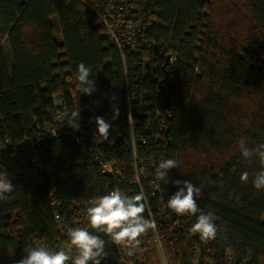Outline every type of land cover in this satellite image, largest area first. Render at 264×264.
Wrapping results in <instances>:
<instances>
[{"label": "trees", "instance_id": "1", "mask_svg": "<svg viewBox=\"0 0 264 264\" xmlns=\"http://www.w3.org/2000/svg\"><path fill=\"white\" fill-rule=\"evenodd\" d=\"M142 6L145 45L136 55L107 38L100 0H0V141L11 143L0 171L14 184L0 200V264H17L30 245L70 246L57 211L71 229L80 225V200L91 202L114 185L127 196L141 194L128 132L112 149L120 162L115 176L95 164L97 148L107 145L83 119L78 132L38 144L43 170L25 160L21 143L48 125L58 95L68 107L90 97L77 88L80 63L91 69V96L125 85L127 73L137 136L147 143L139 155L152 156L157 167L166 159L178 164L157 178L163 192L148 195L152 211L158 216L178 190L174 182L187 180L200 189L198 208L213 215L217 235L207 241L190 231L196 216L179 215L181 228L166 245L169 263L193 264L197 249L206 264H227L229 257L234 264H264V189L253 186L264 170L258 154L264 151V0H142ZM145 66H155V75L146 76ZM116 110L110 105L103 116L110 134L126 124ZM243 148L252 154L243 156ZM142 215L149 220L146 207ZM97 234L107 258L108 235Z\"/></svg>", "mask_w": 264, "mask_h": 264}, {"label": "built area", "instance_id": "2", "mask_svg": "<svg viewBox=\"0 0 264 264\" xmlns=\"http://www.w3.org/2000/svg\"><path fill=\"white\" fill-rule=\"evenodd\" d=\"M100 1L104 9L105 16L108 17V19L104 21L107 38L120 52L123 53L128 50L136 55H141V49L145 45V43H143V39H141L143 37V28L141 26L145 23V19L147 20L146 15H143L140 9L143 7L142 0ZM159 52L161 55L166 54L164 46L160 47ZM167 60L169 63H174L176 60L175 55L169 53ZM146 64L148 63L145 62L144 65ZM155 68V66H145L144 72L147 74L146 76L155 75ZM124 69L127 71L126 66ZM125 75V85L109 89L96 96L86 97L84 102L78 106L68 107L63 103V98L58 95L55 98L56 109L51 115V121L37 136L32 139L24 140L21 143V147L25 154V160L40 172V170H43L45 166L41 160L38 144L48 140H55L58 137L66 136L79 131L74 130L68 125L67 117L72 112L79 111L80 119H83L84 122L89 124L96 125L95 121L97 117L103 118L110 105L116 106V109L120 110V114H122L123 118L126 120V124L121 129L116 124L113 126V132L109 135V139L104 142L107 145V149L97 148L93 160L95 161V164L101 168L103 174L115 176V173L120 168V162L113 154L112 149L115 148L118 142L122 140L126 132L129 133V149L132 151L135 180L140 187L141 194L144 197L143 202L148 212L149 221H154L156 228H150L146 233L142 234L138 238L140 240L139 245L116 244L108 236L106 238V244L110 249V255L107 258H102V260H105L107 264H158V262L159 264H170L165 252L166 245L171 243L174 231L181 228L179 226L181 221L179 220V215L168 207H160L158 209V216L151 209L147 198L148 195L156 197L157 193L159 192V194H161L163 190L157 182V165L154 163L153 157L148 155L141 157L139 155L140 148L145 147L147 143L146 140L141 138V136H137V124L133 118V106L137 103L136 95L131 93L127 73H125ZM122 104L125 106L123 109H121ZM6 143L7 147L0 141V166H3L2 158L4 154H6L7 148L11 145L9 141H6ZM115 190L120 189L114 185L107 189L106 194ZM121 193L124 194L122 191ZM92 202L93 201L86 202L84 200H80L79 203L75 205L81 207V221L78 226L88 227L89 231L95 233L96 230L91 229L86 214L87 207L91 206ZM52 205H57V201L53 198ZM60 213V211H57L55 220L58 224H63L66 229L69 230V227L63 220L64 218L62 217V213ZM156 217L158 220H156ZM68 230L65 231V235L67 237ZM67 243L68 242H66L65 245L66 249L71 248V246H68ZM151 244H153L156 250L157 258H150L149 250H151ZM195 251V255L198 256L197 260L193 261V264H206L204 259H201L199 250L196 249ZM71 254H75V249L71 250ZM210 263H212V261ZM227 264H234L231 257H229Z\"/></svg>", "mask_w": 264, "mask_h": 264}, {"label": "clouds", "instance_id": "3", "mask_svg": "<svg viewBox=\"0 0 264 264\" xmlns=\"http://www.w3.org/2000/svg\"><path fill=\"white\" fill-rule=\"evenodd\" d=\"M90 72L91 69L84 63H80L77 67L76 79L79 82L77 88L88 96L96 91L95 83L89 79ZM118 115L117 109L116 116ZM79 121V111H74L67 117L68 125L77 131L80 128ZM95 123L97 126L95 136L102 141H107L112 126L102 117H97ZM242 154L249 157L252 153L249 149L243 148ZM258 154L264 161V151ZM176 167L178 164L175 160H162L156 169L157 178L165 179L169 171ZM241 178L246 181L248 174L244 173ZM174 183L178 190L167 201L168 208L177 215L196 216V222L191 225L190 231L194 234L199 233L201 239L205 241L215 239L218 229L213 215L202 212L197 205L200 195L199 187L187 180H177ZM253 186L257 190L264 189V170L255 176ZM13 190L14 184L8 174L0 171V200L7 199L5 194L12 193ZM143 199L142 194L127 196L120 190L95 198L86 210L87 220L91 228L96 230L95 233L89 231L88 227L71 228L68 230L67 237L71 248L66 250L65 247H60L57 250H50L44 245H30L25 247L26 254L17 264H102V258L105 257V241L96 233L108 235L116 244L139 245L138 238L150 228H156L154 221L146 220L142 215L145 211ZM72 249H75L74 255L71 254Z\"/></svg>", "mask_w": 264, "mask_h": 264}, {"label": "rangeland", "instance_id": "4", "mask_svg": "<svg viewBox=\"0 0 264 264\" xmlns=\"http://www.w3.org/2000/svg\"><path fill=\"white\" fill-rule=\"evenodd\" d=\"M53 25H54V30H55L54 33H55V36H56L57 40L58 41H62V36L60 35V32L58 31V21H57L56 18L53 20ZM3 50H4L5 59H6L9 71H12L13 60H12L11 50H10V46H9L8 42L4 44ZM197 256L198 255L194 256V260L195 261L197 260Z\"/></svg>", "mask_w": 264, "mask_h": 264}]
</instances>
